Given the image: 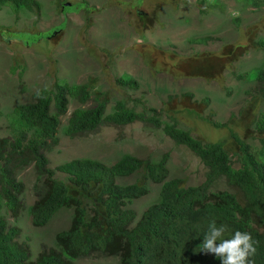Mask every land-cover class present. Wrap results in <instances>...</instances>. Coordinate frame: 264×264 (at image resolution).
Here are the masks:
<instances>
[{
  "label": "rangeland",
  "instance_id": "obj_1",
  "mask_svg": "<svg viewBox=\"0 0 264 264\" xmlns=\"http://www.w3.org/2000/svg\"><path fill=\"white\" fill-rule=\"evenodd\" d=\"M37 1L40 7L36 13L26 10L15 13L8 6L0 8V29L3 28L0 31V136L11 135L16 124L12 108L30 101L31 93L37 88H52L55 81L77 84L92 79V89L107 94L105 113L111 110L114 101L123 99L134 111L144 110L149 115V107L157 112L165 108L162 103L167 96H175L176 105L168 113L172 119L162 110L161 123L175 120L176 127L201 142L221 140L229 150L233 168L239 161L231 153L238 148L229 129L250 146V153L258 150L256 136L260 132L249 119L259 111L264 113V98H259L254 81L256 70L264 65V6L253 9L244 0H205L213 8H205L198 0H64L60 9L56 0ZM134 10L140 11L144 18L137 17ZM252 21H255L252 28L258 32L256 39H261L263 44L257 48L247 45V51L221 75L213 79L185 77L181 73L174 76V64L187 54L215 50L228 41L242 43V28ZM207 35L210 39L206 42L190 41ZM138 51L145 53L143 58H146L142 59ZM245 72V77H236ZM121 77L133 79L135 87L119 85L117 79ZM183 92L192 94L188 102L194 99L202 102L200 113L178 105ZM92 104L93 100L89 99L82 107ZM75 106L77 101L68 97L56 133L57 143L45 153L49 167L79 156L110 164L123 152L154 161L166 153L165 166L170 177H182L185 185L203 179L204 167L198 158L184 146L173 143L161 126L156 128L140 121L121 126L101 124L90 133L65 136L60 126ZM211 122L221 126L215 127ZM14 179L22 183L21 208L14 218L9 214L11 209L5 206L0 207V214L7 225L17 228L13 239L24 243L29 258L34 259L42 246L54 245L56 232L68 228L72 212L60 207L44 225L33 226L29 213L34 200L32 166L14 171ZM148 185L151 191L132 203L137 213L154 198L157 186L149 182ZM214 186L234 192L223 179H217ZM75 262L118 264V259L89 256Z\"/></svg>",
  "mask_w": 264,
  "mask_h": 264
},
{
  "label": "trees",
  "instance_id": "obj_2",
  "mask_svg": "<svg viewBox=\"0 0 264 264\" xmlns=\"http://www.w3.org/2000/svg\"><path fill=\"white\" fill-rule=\"evenodd\" d=\"M63 1L56 0L60 9ZM198 1L205 8H213L205 0ZM244 1L253 9L264 6V0ZM2 6H8L15 13L18 10L36 13L40 3L37 0H0V8ZM134 13L144 18L140 11L134 10ZM232 20L237 22L238 19ZM254 22L242 28V43L228 41L215 50L187 54L178 59L173 66L174 76L181 73L185 77L213 79L221 75L247 51V45L257 48L255 46L263 44L261 39H256L258 32L252 28ZM209 39L207 35L190 38V41L203 43ZM143 54L140 55L145 59ZM245 74L238 73L236 77L243 78ZM254 75L260 97L257 96L264 98V68L259 67ZM117 83L129 87L136 85L133 79L124 77L118 78ZM92 88V79L77 84L55 81L52 88H37L31 93L30 101L12 108L16 124L10 136H0V207L11 209L13 218L17 216L21 208L22 183L14 179V171L31 165L35 174L34 200L29 206L31 224L44 225L60 207L69 208L72 214L68 228L55 233L54 245L42 246L34 259L29 258L24 243L13 239L17 228L7 225L0 214V264H78L75 260L89 256H115L118 264H221L218 257L201 251L204 235L213 222L217 226H227L222 239H230L235 231L251 233L253 240L258 241L254 262L264 264V134L260 137L257 157L239 144L238 152L232 153L238 155L239 165L233 168L229 150L221 140L201 142L188 131L176 127L175 120L161 123L159 112L162 110L172 119L168 113L176 105L175 96H167L162 103L165 108L157 112L149 107V115H145L144 110L134 111L122 99L114 101L111 110L105 113L106 92ZM68 97L75 99L77 106L60 126L65 136L87 134L101 124L124 125L140 121L156 128L161 126L173 143L197 156L205 168L203 180L197 185L184 186L179 177L166 178V154L154 162L121 153L111 164L79 156L49 167L45 152L57 142L56 132L66 112ZM191 98L190 92H183L178 105L200 113L202 102L195 99L188 102ZM89 99L93 104L82 107ZM250 119L264 132L263 112L259 111ZM229 135L233 140L237 138L232 129ZM129 177H133V181L126 182ZM217 179H223L234 192L213 187ZM144 180L159 183V188L155 200L136 217L130 204L146 193Z\"/></svg>",
  "mask_w": 264,
  "mask_h": 264
},
{
  "label": "clouds",
  "instance_id": "obj_3",
  "mask_svg": "<svg viewBox=\"0 0 264 264\" xmlns=\"http://www.w3.org/2000/svg\"><path fill=\"white\" fill-rule=\"evenodd\" d=\"M262 68H264V65L262 66ZM123 100V99H122ZM109 112V111H108ZM106 112V113H108ZM249 122L253 124L252 120L249 119ZM132 123V122H131ZM128 124V123H127ZM109 125V124H107ZM125 125V124H124ZM254 125V124H253ZM100 126V125H99ZM98 126V127H99ZM111 126H121V125H111ZM255 126V125H254ZM97 127V128H98ZM96 128V129H97ZM95 129V130H96ZM256 129L260 132V135H257L256 137L258 138V150L255 153H250L249 149V145H247L246 143H244L241 140H238L237 138L234 140L237 148L240 146L239 144H243L244 146H246L247 150L249 151V153L251 155H253L254 157L258 156V152L261 148V136L264 134L263 130H259L257 127ZM94 130V131H95ZM58 131V130H57ZM93 132V131H92ZM57 133V132H56ZM90 133V132H89ZM68 137V136H67ZM76 137V136H75ZM72 138V137H69ZM263 138V137H262ZM207 142H213V141H207ZM57 143V142H56ZM178 145V144H176ZM54 146V145H53ZM47 152V151H46ZM45 152V153H46ZM238 152V151H237ZM123 153H128V152H123ZM233 153V152H232ZM231 153V154H232ZM131 154V153H129ZM166 154V153H164ZM46 155V154H45ZM133 155V154H131ZM120 156V155H119ZM119 156H117L111 163H113ZM136 156V155H133ZM234 156V155H233ZM236 159L238 158V155L235 154ZM87 157V156H85ZM139 157V156H136ZM197 157V156H196ZM139 158H148L151 161H154L152 159H150L149 157H139ZM166 158H167V154H166ZM160 159V158H159ZM158 159V160H159ZM98 160V159H97ZM155 160L154 162L158 161ZM199 160V159H198ZM100 161V160H99ZM166 161V159H165ZM238 161V160H237ZM102 162V161H101ZM200 162V161H199ZM110 163V164H111ZM201 163V162H200ZM202 165V164H201ZM203 166V165H202ZM165 169L167 170L166 166ZM205 171V168H204ZM166 178H177L178 176H174V177H170L168 175V171L165 175ZM182 179V181L184 180L182 177H179ZM203 178H204V174H203ZM203 180V179H202ZM201 180V181H202ZM200 181V182H201ZM149 183H153L157 186V189L155 191L154 194V198L152 200H149L146 204V206L144 207V209L155 200V198L157 197V192H158V188H159V183L157 182H152V181H144L145 185L147 186V191L145 194H143L142 196L148 194L151 190L149 188ZM184 184V182H183ZM199 184V183H197ZM197 184H193V185H197ZM193 185H185L184 186H193ZM22 191V190H21ZM232 192V191H230ZM21 193V192H20ZM140 196V197H142ZM140 197L135 198L134 200L131 201L130 207L133 209L132 207V203L139 199ZM142 209V210H144ZM136 213L137 211L135 209H133ZM140 210L137 214L139 216L140 212L142 211ZM10 214V213H9ZM11 216V214H10ZM137 216V215H136ZM137 216V217H138ZM227 226L226 225H220L217 226L215 222L209 224L208 226V231L207 233L204 235L203 241H202V248L201 251L204 252L205 254H213L215 257H218L220 259L221 264H255L254 262V257L257 253V245H258V241H254L253 237L251 235V233L249 232H241V231H235V233L231 236L230 239H222V237L224 236V234L227 232Z\"/></svg>",
  "mask_w": 264,
  "mask_h": 264
}]
</instances>
